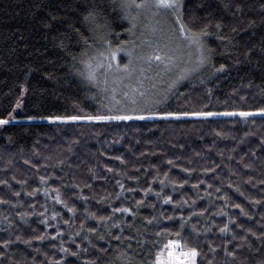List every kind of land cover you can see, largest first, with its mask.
<instances>
[{
    "label": "trees",
    "instance_id": "16d2710c",
    "mask_svg": "<svg viewBox=\"0 0 264 264\" xmlns=\"http://www.w3.org/2000/svg\"><path fill=\"white\" fill-rule=\"evenodd\" d=\"M238 2L186 0V17L211 14L209 18L214 23H223V35L229 37L230 43L210 39L208 43L214 49L212 64L182 81L161 110L239 112L264 108V52L260 50L264 48V0H242L243 11L233 16ZM82 3L83 0H0V116H6L18 100L23 101L14 113L18 122L0 127V181L8 182L0 184V199L9 201L0 203V253H4L0 264H33V258L35 264H52L61 258L63 264H128L127 259L118 258L120 252H126L132 264H153L155 254L165 250L173 239L182 242L185 252L191 247L198 249L197 264H257L264 260V117L219 115L65 123L24 118L74 115L81 109L83 114H97L98 109L106 112L99 101L109 103L113 88L116 99L121 100L129 86L141 87L139 81H143L142 90L159 95L175 79L177 73L159 62L149 65L135 60L136 70L130 79H121V73L101 68L96 70V80L89 82L88 69L80 61H89L95 67L98 61L106 60L107 54L103 46L92 44L86 49L87 55L82 56L80 46L73 43L71 26L76 24ZM119 15L117 8L115 13L110 12L109 19L115 18L116 31L122 32L120 25L127 27L128 22L119 20ZM252 21L255 25L249 28ZM233 27L236 32L231 31ZM126 38L123 34L122 39ZM136 38L141 46L135 49L134 57L154 52L151 45L155 43ZM250 49L251 54L245 56ZM69 51L76 54V61H72ZM100 52H105V57H100ZM120 56L126 63L124 54ZM221 64L225 69L215 72L212 65L219 68ZM24 88L27 92L22 95ZM169 160L173 164L169 165ZM40 176L50 177L48 183L41 184ZM117 180L124 184L123 190ZM22 181L27 183H18ZM76 184L79 189L72 187ZM149 187L152 191L145 195L142 189ZM36 188L40 191L34 196L25 194ZM44 188L49 190L47 196ZM56 188L69 207L75 206V216L53 200ZM129 188L135 191H127ZM14 192H20V196ZM157 192L161 193L159 197ZM166 195L172 196L171 204L163 203ZM101 197H108L111 207H131L137 213L135 217L121 213L113 217L124 232L113 228L112 233L129 239L111 240L109 245L106 230L97 221L85 219V208L97 215L109 214V204L99 203ZM137 200L144 201L138 208ZM33 204L35 208L30 207ZM237 204L240 208L234 207ZM221 209L227 216L219 214ZM54 211L61 214L56 220L50 219ZM202 211L203 215H192ZM41 212L49 218L48 225L40 223L44 218L39 216ZM18 213L26 214L27 223ZM181 215L186 221L182 231L178 227ZM168 216L177 219L169 221ZM228 217L235 223L229 225L231 231L221 233L219 229ZM69 219L70 224L63 223ZM150 220L152 223H148ZM130 224L134 227L130 228ZM92 227L97 228L96 233L88 231ZM58 232L62 235L57 236ZM41 234L45 236L43 241L32 239ZM101 234L105 239H99ZM17 236L31 239V246L17 241ZM5 240L9 241L7 248L3 246ZM62 242L77 255L60 252ZM238 244L242 245L239 249ZM102 248H107V253L101 252ZM225 249L235 250V259L227 256Z\"/></svg>",
    "mask_w": 264,
    "mask_h": 264
},
{
    "label": "snow or ice",
    "instance_id": "6c2138e0",
    "mask_svg": "<svg viewBox=\"0 0 264 264\" xmlns=\"http://www.w3.org/2000/svg\"><path fill=\"white\" fill-rule=\"evenodd\" d=\"M242 0L240 2L236 3L234 5L235 11H233L232 15L235 16L237 12H242ZM150 5L145 3V0H140V3H136V0H83L82 3V10L79 11L77 16L76 24L71 26V31L75 36V40L73 41L74 45L80 46L82 49L81 55H87L86 49L90 48L92 44H99L105 48L106 51V63L104 60H100L96 63L95 67H93V64L89 61L81 60L80 62L85 64L86 68L88 69L87 72V79L89 82H94L96 80V70L98 69H105L106 71H115L117 73H121V79L124 78H131L133 73L135 72L134 67V61L135 60H141L145 63H148L149 65L153 62H159L160 64H163L166 69H169V65L173 64V58L168 56L167 53H164L160 50L158 45H154V52L147 56H135L133 55L136 48L140 47L141 45L137 44V38H136V29H137V23L135 22L137 20V17H134L130 14V9L133 7L136 9H143L145 7H149ZM157 10L163 9L166 10L167 13L171 17L172 21V34L175 36L181 44H183L185 47L191 49L195 48L198 55L196 56L195 63L192 64V61H189V64H192L190 67H185L181 69L179 74L175 77V79H172L171 82L168 85V88L166 91L162 92L161 94H156L153 92L151 95L145 90H142L143 81H139L141 87H130L129 91H124L122 94V99L117 100L115 96V88L112 89L113 95L111 96L109 103H104V100H100V108L106 109V112H100L99 109L97 110V114H83V110H80V114H74V115H56V116H36V115H29L24 117L25 119L29 121L33 120H47L51 123H65V122H78V121H87V122H111V121H132V120H150V119H161V120H169V119H175L180 120L182 118L186 117H196V118H209L213 116H240V117H251L255 115H260L264 117V108H259L255 111H224V112H214V111H207V110H199V111H166L161 110L162 106H167L169 103V94H171L174 90L178 91V85L185 80H189L193 75L198 74L201 72L202 69L206 65L212 64V58L214 49H212L208 43L210 39H217L224 43L225 41H228L230 43L229 37H226L223 35V28L224 25L222 22H213L212 19L209 18L211 14H208L202 18L196 17L194 15H190L188 17L185 16L186 11V0H153V5ZM227 7V5H225ZM117 8L120 9V15L119 20L121 21H127L128 26L124 27L123 24H121L122 32L116 31L115 26V18L109 19L110 12L115 13L117 11ZM54 19V17H53ZM264 23V21H262ZM255 25V21H252L248 27L251 28ZM215 29V31H212V29ZM232 32H236L237 29L233 27L231 29ZM126 34L127 38L122 39V35ZM63 46V45H62ZM167 47V45H165ZM225 47L227 48V44H225ZM262 52H264V48L260 49ZM123 53L124 57L127 58L126 63H122V57L120 54ZM251 54V49L248 50V52L245 53V56H248ZM68 55L71 57L72 61H76L77 56L72 51L68 52ZM100 57H105V52L99 53ZM215 72H222L225 69V65L221 64L219 68H215V65H212ZM143 71V69H141ZM79 75L83 76V72H79ZM108 81L105 80V84H107ZM201 83H204L203 80H201ZM156 85L153 84L152 88L155 89ZM106 91V89H105ZM211 89H209V92ZM27 92V88L23 89V93ZM95 99V98H93ZM105 99H109L105 97ZM114 102L113 106H109V104H112ZM23 105L22 100H18L15 104V107L7 113L6 116H0V127H4L6 125H9L10 123L17 120L16 113L17 109H20ZM131 105V107H129ZM144 105V106H141ZM119 106V107H116ZM254 122V121H253ZM9 141H11V137H9ZM117 159H120L117 157ZM25 163H29V161H25ZM62 164L63 161H60ZM169 165L173 164V161L169 160L167 161ZM35 167V166H34ZM108 171H112V169H108ZM138 171V170H137ZM185 172L190 171L189 169H184ZM207 171H214V169H205V172ZM167 177V174H165ZM15 179V177H13ZM50 177L40 176L39 180L41 184H47ZM59 179V178H57ZM128 179H133V177L129 176ZM7 181H0V184L7 185ZM18 183H27V181H22ZM165 181L161 180L160 184L164 185ZM184 183H187V181H184ZM116 184L119 186L121 190L124 189V184L117 180ZM66 187H68L66 185ZM75 189H79V184L72 186ZM85 187H91V185L86 184ZM180 187H183V184L180 185ZM192 187L196 188L198 185H193ZM211 187V185H209ZM175 190V189H173ZM40 189L36 188L32 192H26L25 194L28 196H34L37 192H39ZM56 195L53 197V200L59 204H62L64 208L67 209L69 213H72L73 216H75L77 209L75 206L69 207L68 204L65 202V200L61 199L60 190L59 188H56L53 190ZM129 192H134L135 189L129 188L127 189ZM142 191L145 192V195L148 194V192H151L152 189L149 187L148 189H142ZM219 191V189H217ZM239 191V189H237ZM48 188H44V194L48 195ZM242 194V193H241ZM14 195L19 197L20 192H14ZM111 195V194H109ZM157 197L161 195V193L157 192L155 193ZM81 199L87 201L88 197L81 196ZM116 199H119V196L116 197ZM173 202V198L171 195H166L164 197L163 203L164 204H171ZM0 203L7 204L9 201L0 199ZM99 203L101 205L108 203L109 204V214L108 215H97L96 212H91L87 208L84 209V211L87 213V216L85 219L91 218L95 221H97L98 225L103 227L106 230L107 236L110 238L108 240L109 245L111 244V240H115L118 242H122L125 239H129V237H124L122 235H114L112 233V229L116 228L119 229L120 233L124 232V228L121 227L120 223L113 222V217L116 213L121 214H129L132 217L136 216V212L131 207H111L110 201L108 197H101ZM143 200H137L135 201V204L137 208L141 205H143ZM184 203H187V201H184ZM195 203V201H193ZM30 207L35 208L36 205H30ZM152 207H155L154 205ZM234 207L240 208V205L237 204ZM45 211L47 209L45 208ZM241 211H243L241 209ZM35 215V213H32ZM203 211L200 213H193L192 215H203ZM220 215L227 216V213L223 211V209L220 210ZM17 215L20 216V219L27 223V220L25 219L26 214L24 213H18ZM61 214L59 212H53L50 219L56 220L57 217H59ZM247 215V213H245ZM39 216L44 217L40 223L44 225H48L49 218L45 216L44 212L39 213ZM155 219V218H153ZM167 220L173 221L174 219H177L172 216L166 217ZM179 229L182 231L186 226V221L183 215H181L179 218ZM188 219H191V216L188 217ZM109 222H112L109 226ZM64 224H70L69 220H63ZM148 223H152V221H148ZM235 223V221L228 217V222L224 224L223 227L219 229L221 233H228L231 231L229 228L230 224ZM81 227H83V224H81ZM130 228L134 227V225H129ZM194 227V226H193ZM242 227V225L240 226ZM168 229H164V231H167ZM89 232L96 233L97 228L92 227L88 229ZM248 231H251L249 229ZM180 233L177 232L176 235H179ZM62 235V233L58 232L57 236ZM76 235H79V233H76ZM156 235H160V233H156ZM253 236H255V233H252ZM264 236V234H262ZM32 239L43 241L45 239V236L43 234L33 236ZM51 240H55L56 237H50ZM99 239L103 240L105 239V235L101 234L99 236ZM233 239H235V235H233ZM246 239V237H245ZM257 239H261V237H257ZM17 241L22 242L23 244L31 246L32 240L26 239L21 240L20 236L16 237ZM74 242V241H73ZM230 242V241H229ZM176 241H169L168 244L165 246V250L167 248L175 246ZM9 245V241L5 240L3 242V246L7 248ZM53 248L56 247L55 244L51 245ZM128 248H131V244L127 246ZM242 245H236V248H241ZM249 248H251V245H249ZM60 252H63L65 254H69L72 256H76V252H70L68 248L63 247V242L60 246ZM165 250L158 251L155 254L153 264H169L168 260L163 259ZM36 252H40L39 248L35 249ZM101 252L107 253V248L100 249ZM212 251H215V249H212ZM256 251H259V248L256 249ZM226 255L229 257H232L235 259L237 253L235 250L228 251L225 249ZM168 256L171 258L173 256L172 252L167 253ZM4 253H0V257H2ZM185 257L187 258L188 264H197V257L200 255L199 251L195 247L188 248L187 251L184 253ZM44 256L47 257V253H44ZM118 258H125L128 261V264H132L131 258L128 257V254L126 252H120ZM19 264V262H17ZM33 264H35V259L33 258ZM52 264H63V258L61 260H53ZM90 264H94V262H90ZM257 264H264V260H259Z\"/></svg>",
    "mask_w": 264,
    "mask_h": 264
},
{
    "label": "rangeland",
    "instance_id": "374dc122",
    "mask_svg": "<svg viewBox=\"0 0 264 264\" xmlns=\"http://www.w3.org/2000/svg\"><path fill=\"white\" fill-rule=\"evenodd\" d=\"M136 3H140V0H136ZM145 3L150 6L143 9H136L134 7L130 9V14L137 17V20L135 21L137 23V29L135 30L136 37L155 43L151 46L154 47V45H158L162 52L167 53L168 56L172 57L173 64L170 65V70L174 74H179L181 69L190 67L195 63L198 53L195 48L189 49L185 47L175 36H173L172 21H166L167 19L170 20L171 17L166 10H157L154 6H151L153 5V0H145ZM165 45H167V47H165ZM190 60L192 61V64H189ZM104 62L106 63V60H104ZM180 246V249H176L177 253H175L171 247L167 248L163 259L168 260L169 264H174L171 260L173 261L175 254H179V261L177 263L175 262V264H188L187 258L183 254V250H185L183 244ZM169 251L173 253L171 258L167 254Z\"/></svg>",
    "mask_w": 264,
    "mask_h": 264
},
{
    "label": "bare ground",
    "instance_id": "6f19581e",
    "mask_svg": "<svg viewBox=\"0 0 264 264\" xmlns=\"http://www.w3.org/2000/svg\"><path fill=\"white\" fill-rule=\"evenodd\" d=\"M176 247H177V244L174 246L175 253H177ZM179 258H180L179 254H175V257L173 258L172 262H174V264H175V262L177 263L179 261Z\"/></svg>",
    "mask_w": 264,
    "mask_h": 264
},
{
    "label": "built area",
    "instance_id": "2783aa9c",
    "mask_svg": "<svg viewBox=\"0 0 264 264\" xmlns=\"http://www.w3.org/2000/svg\"><path fill=\"white\" fill-rule=\"evenodd\" d=\"M172 241H176V244H177L176 249H177V248H179V249L181 248V246H180V245H181V241H177V240H172ZM176 244H175V245H176ZM171 249H172V250H175V249H174V246L171 247ZM179 249H178V250H179ZM171 262H172V260H171ZM172 263H174V262H172Z\"/></svg>",
    "mask_w": 264,
    "mask_h": 264
},
{
    "label": "water",
    "instance_id": "95a60500",
    "mask_svg": "<svg viewBox=\"0 0 264 264\" xmlns=\"http://www.w3.org/2000/svg\"><path fill=\"white\" fill-rule=\"evenodd\" d=\"M183 254H184V252H183Z\"/></svg>",
    "mask_w": 264,
    "mask_h": 264
}]
</instances>
